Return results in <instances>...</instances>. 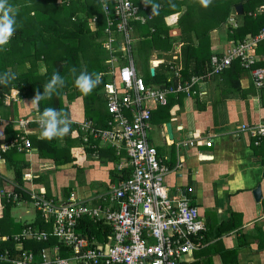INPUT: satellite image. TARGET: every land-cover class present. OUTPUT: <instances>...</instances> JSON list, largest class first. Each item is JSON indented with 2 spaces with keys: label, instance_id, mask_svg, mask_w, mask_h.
I'll use <instances>...</instances> for the list:
<instances>
[{
  "label": "crops",
  "instance_id": "1",
  "mask_svg": "<svg viewBox=\"0 0 264 264\" xmlns=\"http://www.w3.org/2000/svg\"><path fill=\"white\" fill-rule=\"evenodd\" d=\"M194 11V18H191L193 24L199 22L201 17L198 7ZM179 15L180 13L167 17V25L174 23ZM239 16L233 8L227 21L234 18L239 23ZM226 24L209 30L207 41L202 43V56L209 55L211 60L213 55L229 48L231 40L226 34L229 23ZM171 33L175 38L172 51H161L160 46L144 49L139 39H135L134 50L136 48V53L139 51L142 55H137L138 59L147 61L146 68L149 71L153 69L155 72L160 64L172 63L173 66L168 69L169 72H165L164 79L171 81L177 78V82H181L179 70L182 67L174 61L181 55L183 42L178 30L173 29ZM198 43L199 41H195V45ZM107 53L109 54L108 51ZM255 55L260 60L259 67L264 68V40L256 47ZM169 56H172V61ZM138 70L141 71L139 66ZM138 75L141 76L140 73ZM176 96L172 97L168 114L164 107L168 105L169 96L166 104L152 106L153 127L149 130L151 135L148 138L169 169L164 176L169 194L184 195L191 205L197 207L206 224L203 246L193 252L195 264H264V138L255 145L248 132L240 129L242 125L264 126V82L262 88L256 87L250 73L246 72L241 74L238 82L225 74L215 75L197 84L190 97L185 96L179 101ZM14 100L10 104L8 102L7 110L0 109V144L14 138L6 140V125L18 118ZM63 105L77 129L71 134L70 140L66 136L56 137L55 142L60 149L71 145V154L76 158L75 164L55 165L52 157L41 156L35 147L27 152H19L22 159L20 163L25 165L22 177H26L22 189L30 195V200L16 202L11 209L12 222H33L36 213L40 212L33 204V194L63 204L68 201L63 189L69 188L77 202L90 208L101 206L103 203L99 202L100 196L107 193L111 185L117 184L112 180V172L126 168L121 167L127 164L125 154L122 159L114 162V156L107 150L108 146L114 147L109 144L100 141L93 153L85 152L86 142L83 138L86 137L89 141L93 137L89 131L81 129V123L98 127L85 117L81 98L64 99ZM35 108L31 100L26 103L20 101L18 111L20 115H27ZM167 115L168 119H165ZM167 123L171 125L173 139L168 137ZM31 129L34 130L33 134L40 137L41 131L35 130L36 127ZM114 151L117 155L115 149ZM15 186L13 168L2 159L0 199L3 196L1 191L11 192ZM257 186L261 191L258 201L253 197V190ZM188 188L192 189L191 192L187 191ZM31 206L33 214L30 217Z\"/></svg>",
  "mask_w": 264,
  "mask_h": 264
},
{
  "label": "built area",
  "instance_id": "2",
  "mask_svg": "<svg viewBox=\"0 0 264 264\" xmlns=\"http://www.w3.org/2000/svg\"><path fill=\"white\" fill-rule=\"evenodd\" d=\"M101 3L106 22L103 46L111 56L112 77L103 86L109 119L105 129L84 122L80 127L89 131L94 139L113 146L117 155L123 150L127 164L121 167H130L131 176L111 185L108 192L100 196L101 201L107 204L95 208L77 202L72 195L67 203L57 204L33 194L31 197L37 210L45 218H52L51 234L59 245L42 248L37 253L24 250L22 241L25 239L47 240L46 233L35 232L28 227L13 236L17 241L15 248L19 258L9 260L6 255H1L0 261L12 264H195L193 252L203 246L206 224L197 207L191 205L184 195L169 194L164 183L169 169L148 138L152 106L166 104L168 95L190 97L197 84L221 74L235 60L249 70L253 84L262 87L264 68L252 66L258 61L255 49L264 40V28L242 41H231L225 52L213 55L208 73L158 90L145 85L131 58L132 24L145 25L152 19L146 3L142 0H104ZM259 14L264 15V6L249 13L251 16ZM228 22L230 26L237 27L233 18ZM116 46L122 63L114 54ZM32 121L36 129L41 130L37 119H18L16 127L20 133L9 142L0 144V152L30 150L29 135L34 131L30 127ZM240 129L254 138L255 145L264 137L262 125H242ZM83 141L87 142V138L84 137ZM7 197L18 202L19 197L13 191H9ZM83 216L94 221L102 220L109 228L108 239L100 243L82 237L76 227L77 220ZM0 240H7V237H0ZM60 248L67 251L68 256L61 257Z\"/></svg>",
  "mask_w": 264,
  "mask_h": 264
},
{
  "label": "trees",
  "instance_id": "3",
  "mask_svg": "<svg viewBox=\"0 0 264 264\" xmlns=\"http://www.w3.org/2000/svg\"><path fill=\"white\" fill-rule=\"evenodd\" d=\"M101 1L104 0H9L16 12L18 27L9 43L4 46L3 51H0V72H14L17 78L7 84L0 85V109L7 110L6 107H9L10 102L15 99L13 102L17 111L16 117L18 118L6 125V140L20 133L16 127L18 119L30 118L35 120L38 112L45 107L57 108L61 110L63 115H67L66 108L63 105L64 99L81 98L85 117L91 119L98 128H107L106 124L109 117L107 119L108 113L103 86L112 76L110 77L111 56L103 47L106 22ZM142 1L146 3L149 14H151L152 3L160 4V8L158 14H151L152 19L145 25L132 24L134 40L139 39V42L142 43L141 47L144 46V49H153L160 46L161 51H172L175 38L170 37L172 35L170 32L173 29H177L183 44L181 55L174 63L182 67L179 70L181 82H186L193 76L203 75L210 71V57L209 55L202 56V43L207 41L210 29L229 23L227 21L229 13L236 6H242V14L238 15L240 21L237 23V27L234 28L230 24H226V34L229 40L234 42L242 41L248 35H256L264 28V15H249V13L264 6V0H209L207 5L203 3V0ZM195 7L199 8L201 17L199 22L197 21L193 24L191 18L195 13ZM178 13L180 15L177 20L167 25V17ZM136 40L133 41L131 58L138 71L136 62L140 61V59H138L137 55L139 57H142V55L139 51L136 53V48L134 50ZM195 41H199L200 44L195 45ZM115 49L117 52L114 54L119 62L122 63L121 54L118 52L119 47L116 46ZM216 55L219 56L220 54ZM169 57L171 59L172 56ZM134 58L137 61H134ZM259 63L260 60L252 68L259 67ZM172 66V63L169 65L160 64L157 66L159 69L155 70L153 75L147 70L146 79L141 75L145 85L159 90L168 85L177 84V78L171 81L164 79L165 72H169L168 69H171ZM72 68L76 69L77 74L82 70L99 74L98 85L88 94L80 92L73 83L74 76L70 72ZM54 71H58L65 78V85L62 88H57L51 96L45 95L38 102L33 101L36 106L35 110H32L27 115H20L18 111L20 101L26 103L31 100L32 102L35 95L38 93L42 94L43 86L50 80ZM245 72L249 73V70L241 67L239 61L235 60L221 74L216 76L225 74L234 82H238L241 74ZM168 96V105L164 107L167 114L174 95ZM176 97L181 101L185 95L178 94ZM165 119H168V115ZM30 127H36L34 121L30 123ZM76 129L77 125L71 123L70 131L65 135L67 140H70L71 134ZM29 138L31 147H35L43 157H52L55 165L75 164L76 158L75 155L71 154L70 144L67 145V148L60 149L56 145V137L49 140L43 138L41 134L40 137H37V134H33V132ZM79 140L82 141L80 136ZM97 142L100 141L94 138L87 140L86 144H84V151L93 153ZM114 149L110 146L107 147V150L114 156L113 161L117 162L122 159V156L124 157V151L121 150L123 154L120 152L119 155H115ZM20 154L15 149H9L5 152H0V157L5 160L7 165L13 168V181L16 186L12 191L18 195V201L22 199L30 200V195L26 194L22 189V169L25 165L20 163L22 162ZM131 173V168L126 166V168H122L115 173L112 172L111 177L113 181L118 183L130 178ZM1 193L3 196L0 199L2 207L0 236H7L8 238L0 241V256L6 255L9 260L19 258V253L15 248L17 241L13 239V236L21 234L28 227L35 232L46 233L47 240L25 239L22 241L24 250L37 253L42 248L59 245L56 238L51 234L53 227L52 218H45L42 213L37 212L33 222H12L13 220L10 218L11 209L16 203L7 197L8 191H1ZM63 193L69 199L72 192L71 189L67 188L63 189ZM54 201V203H57L56 200ZM99 202L107 204L106 201ZM76 230L88 241L94 239L103 243L109 237V228L102 220L94 221L86 216L77 220ZM59 254L61 257L68 256V252L61 248ZM0 264L12 263L5 261L0 262Z\"/></svg>",
  "mask_w": 264,
  "mask_h": 264
},
{
  "label": "clouds",
  "instance_id": "4",
  "mask_svg": "<svg viewBox=\"0 0 264 264\" xmlns=\"http://www.w3.org/2000/svg\"><path fill=\"white\" fill-rule=\"evenodd\" d=\"M209 0H203L207 5ZM160 4H151V14H158ZM18 27L16 12L9 0H0V51H3ZM74 76V85L82 93H90L99 83V74L80 71L78 74L75 68L70 69ZM16 73L4 71L0 72V85L7 84L16 79ZM65 85V78L58 72L54 71L50 80L43 86V93L35 95L33 101L38 102L45 95L51 96L57 88ZM37 122L41 129V136L51 140L54 137L63 138L70 131L71 119L63 115L61 110L54 107H45L37 114Z\"/></svg>",
  "mask_w": 264,
  "mask_h": 264
},
{
  "label": "water",
  "instance_id": "5",
  "mask_svg": "<svg viewBox=\"0 0 264 264\" xmlns=\"http://www.w3.org/2000/svg\"><path fill=\"white\" fill-rule=\"evenodd\" d=\"M235 12L236 14L240 15L242 14V6L241 5H238L235 7ZM154 73V70L151 69L150 70V74L153 75ZM166 131H167V134H168V137L170 139H173V134H172V130H171V125L169 123L166 124ZM260 196H261V191H260V187L257 186L254 190H253V197L256 201H258L260 199Z\"/></svg>",
  "mask_w": 264,
  "mask_h": 264
},
{
  "label": "rangeland",
  "instance_id": "6",
  "mask_svg": "<svg viewBox=\"0 0 264 264\" xmlns=\"http://www.w3.org/2000/svg\"><path fill=\"white\" fill-rule=\"evenodd\" d=\"M208 12H209V10H207ZM198 12H199V8H198ZM210 13V12H209ZM195 14V13H194ZM194 14L192 15V17L194 16ZM194 18V17H193ZM234 19V18H233ZM177 30V29H176ZM224 31V29H222V32ZM172 32V31H171ZM170 32V33H171ZM170 37H173L172 35H170ZM134 61H137L135 58H134ZM140 65H139V61L138 62H136L137 64H138V66L140 67V70L141 71H139L138 70V72L143 76V78H147V68H146V65H147V61L146 60H144V59H140ZM151 127H153V126H151ZM151 135V133L149 134L148 133V137ZM33 212V209H32V206H31V210H30V217H31V215L33 214L32 213ZM17 213H19L18 211H17ZM28 218H29V215H28ZM22 223V222H21Z\"/></svg>",
  "mask_w": 264,
  "mask_h": 264
}]
</instances>
